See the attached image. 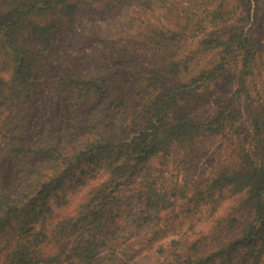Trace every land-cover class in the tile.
<instances>
[{"label":"trees","instance_id":"1","mask_svg":"<svg viewBox=\"0 0 264 264\" xmlns=\"http://www.w3.org/2000/svg\"><path fill=\"white\" fill-rule=\"evenodd\" d=\"M0 264H264V0H0Z\"/></svg>","mask_w":264,"mask_h":264},{"label":"rangeland","instance_id":"2","mask_svg":"<svg viewBox=\"0 0 264 264\" xmlns=\"http://www.w3.org/2000/svg\"><path fill=\"white\" fill-rule=\"evenodd\" d=\"M58 53H61L62 56H67L66 51L64 48L62 50H59ZM225 86L222 84L216 88V91L222 92L225 90ZM44 116V114H43ZM229 153L225 148L220 147V139L219 138H209L203 142L200 150V159L196 162V166L191 170L192 173L188 174L190 177L188 179L194 180L196 178H199L200 180H204L206 178H209L215 169L216 164H218L221 161H224L227 159V156ZM178 160L173 158L169 164L167 169V176L169 179V182L171 181H179L181 184H183L185 181L184 173L179 172V169L183 167L181 165L180 167L177 166ZM184 168V167H183ZM180 174H179V173ZM82 194L78 193L71 197V202L68 206L64 208H60L58 211L60 213H64L66 211H69L74 205H76L80 201V197ZM204 222V221H203ZM200 226H204L205 223H200Z\"/></svg>","mask_w":264,"mask_h":264}]
</instances>
